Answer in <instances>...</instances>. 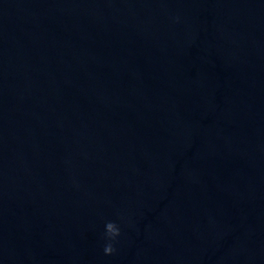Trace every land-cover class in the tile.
Segmentation results:
<instances>
[{
  "label": "water",
  "instance_id": "obj_1",
  "mask_svg": "<svg viewBox=\"0 0 264 264\" xmlns=\"http://www.w3.org/2000/svg\"><path fill=\"white\" fill-rule=\"evenodd\" d=\"M0 264H264V0H0Z\"/></svg>",
  "mask_w": 264,
  "mask_h": 264
},
{
  "label": "clouds",
  "instance_id": "obj_2",
  "mask_svg": "<svg viewBox=\"0 0 264 264\" xmlns=\"http://www.w3.org/2000/svg\"><path fill=\"white\" fill-rule=\"evenodd\" d=\"M121 234L120 226L113 221H108L104 226V233L102 239L105 240L103 252L105 255H111L115 252L114 243Z\"/></svg>",
  "mask_w": 264,
  "mask_h": 264
}]
</instances>
